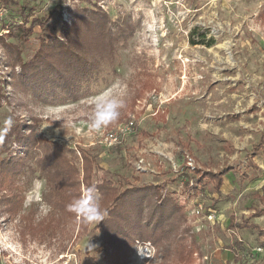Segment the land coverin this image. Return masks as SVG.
Segmentation results:
<instances>
[{
	"label": "rangeland",
	"instance_id": "rangeland-1",
	"mask_svg": "<svg viewBox=\"0 0 264 264\" xmlns=\"http://www.w3.org/2000/svg\"><path fill=\"white\" fill-rule=\"evenodd\" d=\"M25 1L36 7V16H51L45 27L55 36H64V23L71 24L79 8L86 7L106 13L113 30L129 25V41L117 55L119 75L110 85L78 99L58 88V99L47 104L23 85L13 86L0 41V126L12 116L14 126L25 123L38 136L74 150L70 159L81 183L85 156L91 158L96 164L91 183L97 191L102 181L117 182L120 177L135 186H165L184 205V225L190 233L183 243L191 256L185 263L178 262L177 254L164 261L154 242L142 239L113 247L98 222L81 233L67 213L52 205L60 198L58 187L38 172L4 177L2 161L8 153L2 151L3 141L0 264H264V215L255 217L264 209L263 156L253 158L257 167L249 165L264 133V0ZM1 11L0 36L20 45L23 60L30 61L44 29L36 27L28 37L20 30L8 35L2 25L17 21V16L6 17L5 8ZM211 40L215 44L207 45ZM104 69L100 78L109 75ZM102 95L122 98L126 106L120 110V122L93 132L90 121ZM131 121L136 128L121 144L109 146L105 134ZM15 147L14 152L21 150ZM37 158L28 161L32 169ZM186 166L191 175H185ZM228 167L233 171L225 176L221 195L211 182L201 189L193 173ZM80 190L82 195L84 185ZM21 200L19 211L11 213ZM233 220L260 229L238 227ZM147 246L149 257L143 255Z\"/></svg>",
	"mask_w": 264,
	"mask_h": 264
},
{
	"label": "trees",
	"instance_id": "trees-1",
	"mask_svg": "<svg viewBox=\"0 0 264 264\" xmlns=\"http://www.w3.org/2000/svg\"><path fill=\"white\" fill-rule=\"evenodd\" d=\"M3 8L7 12L6 17H12L13 13L17 16V21L12 23L6 21L2 25L4 31H9L8 35L13 36L14 31L20 30L23 36L28 37L36 27L45 31L43 36L39 37L40 47L28 62L23 60L20 45L7 42L8 36H0L4 52L7 54L5 64L11 70L9 76L13 86L16 83L23 85L26 90L32 91L47 104L49 101L55 103L54 99H58L59 95L56 92L58 88L78 99L80 94L84 97L97 94L103 85H110L119 75L116 68L117 55L127 47L130 34L126 32L130 30L129 25L113 30L109 25L111 20L106 13L83 7L75 13L77 17L75 21L71 24L64 23L65 32L61 37L47 32L45 26L51 21V16L46 19L36 16V7L30 6L27 1L0 0V17ZM59 12L62 13L61 7ZM88 35L91 36L89 41L86 39ZM201 43L205 42L202 40ZM206 44L212 46L215 41L211 40ZM104 66L109 75L103 74L100 78L101 72L105 70ZM121 120L119 119L118 122ZM14 144L15 148H21L19 152H14L11 148ZM2 151L8 153L2 161V171L6 179L11 180L20 174L26 175L30 170L38 172L49 184L58 187L60 198L52 205L67 213L74 224H78L81 233H87L91 223H84L80 217L77 221L78 216L68 210V205L81 196L80 186L84 185L85 189L92 186L91 172L96 164L85 156L82 149L86 173L83 183L76 178V172L72 168L70 156L75 155L74 150L51 142L41 135L38 136L34 128L25 123H17L12 128L4 139ZM252 151L249 165L257 167L253 158L259 154L264 158V133L259 144L255 145ZM36 156H38L35 162L36 168L32 169L28 161ZM186 168V171L190 170L187 166ZM188 171L185 175L189 174ZM232 171L233 168L228 167L217 172L197 169L193 173L202 182L201 189L206 182H211L216 193L221 195L224 178ZM138 179L136 178L137 181ZM190 185V182L186 183L187 188ZM164 188L162 185L153 184L135 186L126 177H120L117 182L102 181L98 186L99 203L101 209L107 211V215L98 222L97 227L104 230L110 245L123 247L126 244H133L137 239H142L154 242L164 253V261L169 260L167 257L172 254H177L178 262L185 263V258H189L191 252L188 251L187 244L183 243L190 233V229L184 225L186 223L184 205L178 203L169 194L170 192L163 196ZM21 205L22 200L13 205L10 212L17 213ZM255 214V217L264 215V209L258 210ZM232 223L242 228L252 226L254 229H260L258 225H248L246 222L240 225L233 220ZM237 244L242 247L241 243Z\"/></svg>",
	"mask_w": 264,
	"mask_h": 264
},
{
	"label": "clouds",
	"instance_id": "clouds-1",
	"mask_svg": "<svg viewBox=\"0 0 264 264\" xmlns=\"http://www.w3.org/2000/svg\"><path fill=\"white\" fill-rule=\"evenodd\" d=\"M125 106L126 102L122 98L100 96L95 104L94 116L90 121V131L99 132L118 120L121 114L120 110ZM14 124L12 116H8L3 121L0 126V143L11 132ZM68 210L80 217L84 223L100 222L107 215V211L100 207L99 194L95 186L87 187L79 198L68 205Z\"/></svg>",
	"mask_w": 264,
	"mask_h": 264
},
{
	"label": "built area",
	"instance_id": "built-area-1",
	"mask_svg": "<svg viewBox=\"0 0 264 264\" xmlns=\"http://www.w3.org/2000/svg\"><path fill=\"white\" fill-rule=\"evenodd\" d=\"M136 128L134 122H129V123H121L118 125V127L113 130V131H110L108 133L105 134V141L106 143L111 146V145H114V144H121L122 143V138L125 137L128 132H130L132 129ZM142 163V161H141ZM143 169L142 165L141 164H137V172H140L141 170ZM198 214H200V211H198ZM209 219L212 220L213 219V215H210L209 216ZM149 246H147L145 253L143 255H149L150 256V252L148 251ZM148 256V257H149Z\"/></svg>",
	"mask_w": 264,
	"mask_h": 264
},
{
	"label": "crops",
	"instance_id": "crops-1",
	"mask_svg": "<svg viewBox=\"0 0 264 264\" xmlns=\"http://www.w3.org/2000/svg\"><path fill=\"white\" fill-rule=\"evenodd\" d=\"M209 170H210V169H209ZM202 171H204V170L202 169ZM216 172H217V171H216ZM229 174H230V173H229ZM226 176H227V175H226ZM164 187H165V186H164ZM185 188H186V187H185ZM187 189H189V190H190V189H191V185H190V187H189V188H187ZM193 191H194V190H193ZM164 192H165V193H167V192H168V190L166 189V187H165V188H164V190H163V193H164ZM170 193H171V192H170ZM195 193H196V194H195V196H197V195H198V193H199V191H198V192H197V191H195ZM172 194H173V193H172ZM172 194H171V195H172ZM185 194H186V193H185ZM195 196H194V197H195ZM182 205H183V204H182Z\"/></svg>",
	"mask_w": 264,
	"mask_h": 264
}]
</instances>
